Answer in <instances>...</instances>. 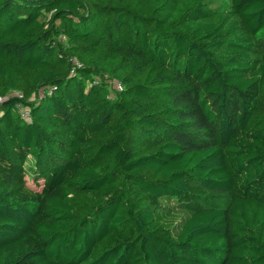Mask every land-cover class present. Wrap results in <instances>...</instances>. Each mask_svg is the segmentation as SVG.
Returning a JSON list of instances; mask_svg holds the SVG:
<instances>
[{
  "label": "trees",
  "instance_id": "1",
  "mask_svg": "<svg viewBox=\"0 0 264 264\" xmlns=\"http://www.w3.org/2000/svg\"><path fill=\"white\" fill-rule=\"evenodd\" d=\"M0 264H264V0H0Z\"/></svg>",
  "mask_w": 264,
  "mask_h": 264
},
{
  "label": "rangeland",
  "instance_id": "2",
  "mask_svg": "<svg viewBox=\"0 0 264 264\" xmlns=\"http://www.w3.org/2000/svg\"><path fill=\"white\" fill-rule=\"evenodd\" d=\"M229 1H230V0H214L215 3H227V2H229ZM112 83L114 84L115 87L118 86L116 80L113 81ZM116 85H117V86H116ZM28 166H29V165H28ZM42 183H43L42 180H40L39 182L35 183V181L32 179V177H31L30 175L27 176V184H28L29 186H32V187H34V188H39V187H41Z\"/></svg>",
  "mask_w": 264,
  "mask_h": 264
},
{
  "label": "built area",
  "instance_id": "3",
  "mask_svg": "<svg viewBox=\"0 0 264 264\" xmlns=\"http://www.w3.org/2000/svg\"><path fill=\"white\" fill-rule=\"evenodd\" d=\"M118 85V86H117ZM117 88L119 89V90H121L122 89V87H121V85L119 84V83H117ZM21 107V106H20ZM25 114H27L26 112H24Z\"/></svg>",
  "mask_w": 264,
  "mask_h": 264
}]
</instances>
